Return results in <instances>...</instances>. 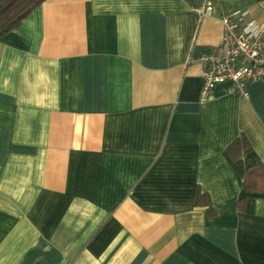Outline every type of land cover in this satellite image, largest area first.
I'll use <instances>...</instances> for the list:
<instances>
[{"label": "crops", "instance_id": "obj_1", "mask_svg": "<svg viewBox=\"0 0 264 264\" xmlns=\"http://www.w3.org/2000/svg\"><path fill=\"white\" fill-rule=\"evenodd\" d=\"M244 10L264 21V0H45L0 36V264H264V193L243 189L264 78L199 99Z\"/></svg>", "mask_w": 264, "mask_h": 264}, {"label": "built area", "instance_id": "obj_2", "mask_svg": "<svg viewBox=\"0 0 264 264\" xmlns=\"http://www.w3.org/2000/svg\"><path fill=\"white\" fill-rule=\"evenodd\" d=\"M213 10L207 2L201 16ZM248 10L221 18L222 36L214 52L200 58L202 85L199 99L206 100L216 84L230 82L242 96L245 84L264 78V21L248 18Z\"/></svg>", "mask_w": 264, "mask_h": 264}, {"label": "trees", "instance_id": "obj_3", "mask_svg": "<svg viewBox=\"0 0 264 264\" xmlns=\"http://www.w3.org/2000/svg\"><path fill=\"white\" fill-rule=\"evenodd\" d=\"M43 1L45 0H0V36L20 25L23 19ZM248 150H250V146L243 135H240L227 147V152L233 159L238 158ZM243 189L247 192L264 193L263 163L259 162L245 169ZM244 200L243 197L238 200L240 209H243ZM195 203L207 204L208 214L214 213L206 194L196 191Z\"/></svg>", "mask_w": 264, "mask_h": 264}]
</instances>
